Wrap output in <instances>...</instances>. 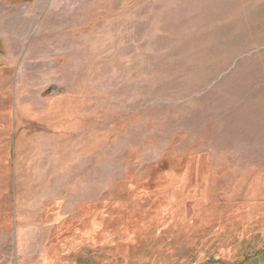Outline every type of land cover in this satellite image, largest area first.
Masks as SVG:
<instances>
[{
    "label": "rangeland",
    "instance_id": "obj_1",
    "mask_svg": "<svg viewBox=\"0 0 264 264\" xmlns=\"http://www.w3.org/2000/svg\"><path fill=\"white\" fill-rule=\"evenodd\" d=\"M0 264H264V0H0Z\"/></svg>",
    "mask_w": 264,
    "mask_h": 264
}]
</instances>
